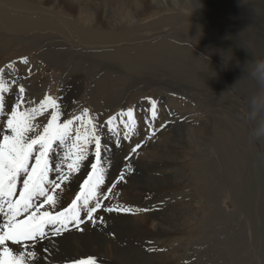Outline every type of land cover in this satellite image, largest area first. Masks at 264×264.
Segmentation results:
<instances>
[{
    "label": "rangeland",
    "instance_id": "1",
    "mask_svg": "<svg viewBox=\"0 0 264 264\" xmlns=\"http://www.w3.org/2000/svg\"><path fill=\"white\" fill-rule=\"evenodd\" d=\"M6 1L0 0V14L17 17L15 24L32 26L17 33L0 27V69L7 72L6 66L14 63L18 75L25 77L21 83L26 86V101L36 104L46 95L62 100L68 118L81 115L86 108L97 126L113 115L119 120L123 110H135L138 134L124 140L123 126L118 124L117 147L116 137L105 127L102 144L109 146L110 159L117 157L115 167L122 156L125 165L142 173V186L170 188L168 206L177 229L166 237V249L160 241L151 243L152 250L157 254L176 250L173 264H264V138L252 135L255 123L248 118L249 97L257 91L249 73L255 69L254 62L264 58V0H179L174 6L169 1L159 14L139 17L135 24L126 11L134 13V0H111L112 8L106 12L109 30L144 27L179 13L189 17L175 27L184 28L188 37L178 36L169 25L161 26V34L150 40L119 41L100 48L79 39L80 26L69 28L73 12L67 10V0H44L41 7L22 3V9L14 0ZM144 2L151 7L150 1ZM94 7L91 4L89 9ZM148 10L147 14L153 11ZM37 18L44 22L36 24ZM104 21L94 19L97 31L103 32ZM159 41L183 48L181 66L193 70L186 74L146 70L148 66L134 53L138 47ZM116 57L125 63L117 64ZM22 58L29 63H21ZM198 64L203 70L194 68ZM139 68H145L142 74ZM148 98L157 103L155 128L160 129L150 139L144 123ZM50 112L37 117V122L46 124ZM166 121L170 123L161 129ZM137 144L141 146L132 153ZM114 177L109 175V185Z\"/></svg>",
    "mask_w": 264,
    "mask_h": 264
},
{
    "label": "snow or ice",
    "instance_id": "2",
    "mask_svg": "<svg viewBox=\"0 0 264 264\" xmlns=\"http://www.w3.org/2000/svg\"><path fill=\"white\" fill-rule=\"evenodd\" d=\"M20 62L25 65L29 63L27 58H22ZM6 67L7 72L0 69V264H41V253L36 248L38 243L45 252H50L58 245L52 240L53 237L73 228L84 231L80 226L88 221L94 227L106 225L103 215L96 216L101 209L106 213L133 215L149 211L119 203L104 204L105 200L115 199L111 196L112 189L124 180L126 173L133 171L131 164L125 165L118 179L101 191L111 163L110 148L107 143L102 144V131L107 127L108 132L116 137L115 146L119 147V124L123 126V139L131 140L138 134L135 110H123L118 114L119 120L117 115H113L99 126L86 108L81 115L68 118L67 107L62 100L58 102L46 95L36 104L31 99L26 101V86L21 83L25 77L18 75L14 63ZM28 72L31 74L30 67ZM148 99L149 115L144 123L150 139L160 129L155 128L157 103ZM25 104L29 106L24 107ZM49 110L50 118L46 124L37 122V117ZM76 122L79 124L73 127ZM167 123L170 121L160 128L166 127ZM140 146L137 144L133 147L132 153H136ZM130 158L131 154L125 159ZM83 167H88L90 171L79 185L70 206L56 211L61 203L60 193L65 190L64 185ZM51 173L59 175L52 178ZM18 184L21 187L17 196ZM45 240L49 242L48 246L43 245ZM7 242L19 247L13 249ZM64 264L103 262L90 256L65 258Z\"/></svg>",
    "mask_w": 264,
    "mask_h": 264
},
{
    "label": "bare ground",
    "instance_id": "3",
    "mask_svg": "<svg viewBox=\"0 0 264 264\" xmlns=\"http://www.w3.org/2000/svg\"><path fill=\"white\" fill-rule=\"evenodd\" d=\"M1 1L2 3L7 4L6 0H1ZM110 1L111 0H104V1L67 0L66 1V4L70 6L67 10L73 12L71 18L68 19V24L70 25L69 28L75 29V27L77 26L81 27V29L77 32V36L82 42H86L90 46H94V47L97 46L100 48L103 46L116 44L119 41L126 42V41L150 40L154 36L161 34L160 31L161 28L167 26L169 27V25H173L175 27V25H177L178 23L181 24L182 21H184L187 17H189V16L184 17L183 14L177 13L172 16H169L166 19L163 17L160 20H152L149 24L145 25L144 27H142L141 24L131 25V26L129 25L131 28L128 30L123 28L119 31H112L109 30V25L107 24V19H106L107 10H109V8H112ZM118 1H121V3L123 2V0H118ZM148 1H150V6H151L149 8H147L146 6L147 3L145 4L144 0H134V8H135L134 13H132L131 10H126L128 19L134 20L133 21L134 24L136 21L139 20V17L145 16L146 18L148 16V18H151L155 14H159V11L163 10L165 5H167L169 1H172L173 3L172 6H174L179 0H148ZM44 2H45L44 0H29L28 2L26 0H14L12 3L16 4L15 5L16 7L17 5H19L18 8L22 9V5H21L22 3L25 6L30 5V6L41 7L43 6ZM91 4L95 5L94 7L95 10L89 9V6ZM150 8L153 11L147 14V12L149 11L148 9ZM60 11L57 13H60ZM95 12H97V15L94 14ZM93 15L95 16V18L93 17ZM61 17L65 18L63 17V15H61ZM96 17H99L100 20L101 19L105 20L104 22H102L104 23L103 32H99L100 30L99 31L96 30L97 25L94 22V19H96ZM18 20L19 19L17 17H11L5 14H0V23H1L0 27H4V30L8 33H17L20 32L21 29L26 28V26H31V25H23L21 23L15 24V22ZM34 22L38 24L44 22V20L37 18L35 19ZM42 28L48 29L49 26L43 25ZM175 28L178 36L182 34L184 37H188L186 36L187 31L184 28L182 27H175ZM158 43L159 44L155 43L156 45L152 44V45H143L141 47H138L137 48L138 50L135 51L134 53L135 54L134 57L138 61H142L143 64L148 66L146 67V70L150 68V73L157 72L162 74L165 71L173 72V73H179L180 71H182L184 74H186L188 73V71L191 72L193 70L192 66L191 67L184 66L185 68L181 66L180 59L182 57L180 54H182L184 50L183 48L177 47V45L166 43L163 41L162 42L159 41ZM110 51L118 52L116 49H110ZM104 60L105 58L101 59V61ZM114 61L117 62V64L119 65L125 63V61L122 62L117 57L114 59ZM194 63H196V61ZM194 68L197 71H198L197 68L203 70V68L200 65L199 67L196 66ZM139 70L140 73L142 74L145 68L144 69L139 68ZM206 71L214 73V71H211L208 68ZM188 135H190V133ZM116 158L113 157L112 159H110L111 163L109 165V171L106 176V183L105 186H102L101 191H105L107 186H109V184L107 183L109 175L111 174L115 176L114 179L111 181V183H113L118 179L119 177L118 175H120L122 171V169L120 170V168L125 166V163H123L122 161V156H120L118 158V163L120 165L115 167L114 164ZM159 161L162 162V159ZM166 162L170 163L171 161H166ZM86 163L87 162H85V164ZM112 168L114 169L111 171ZM88 171H90L88 167H83L79 174H75L74 178L71 179L66 185H64L65 190L62 193H60L61 203L57 205L55 209L56 211L63 210L64 207L70 206L72 200L75 197V194H77L79 185L82 183L83 179L86 178V174ZM57 175L59 174L58 173L50 174L52 178H55ZM141 176H142L141 172L131 171L129 173H126L124 176V180L116 184L115 187L116 189L114 191V193L116 194L115 199L105 200L104 204L109 205V204L119 203L125 206L132 207L134 209L135 208L149 209V211H142L139 212L138 214L133 215V214H124L119 212L106 213L103 211V209H101L96 213V216L99 217L100 215H103L105 217V220L107 221L106 225L98 224L94 227L92 226L91 221H88L87 223H84L80 226L81 228L84 229V231H78L73 228L71 231L53 237L52 240L58 242V245L57 247L53 248L50 252H45L43 250L42 245L38 243L36 245V248L40 250L41 253V257H42L41 264H53V262H55V264H64L65 258L80 259V258H88L90 256L96 257L98 261H102L103 264H173L174 256L175 258L177 257L176 250L174 253L170 248L166 253L157 254L155 250L154 251L152 250L154 249V246H152L151 244V243L153 244L160 243V241H162L164 243L161 246L162 248L166 249L169 243V242L165 243L169 239V238L167 239L166 237H170L171 234L176 232L175 229L177 228L173 223L175 222L174 212L171 205L168 206L169 205L168 203L171 202L170 188H168L169 186L162 188L161 186H158V184L157 186L149 185L147 187H144L142 186L143 179L141 178ZM136 180H138V183H136ZM20 187L21 185L18 184L17 196L19 195ZM198 192L200 198L202 197L204 198V196H202V189H200ZM197 204L202 207V202H200L199 200ZM200 209L201 208H199V210ZM82 218H83V214H82ZM108 233H111L113 235H109ZM7 243L13 249L19 247L18 245H12L11 242H7ZM48 244L49 242L47 240L43 241L44 246H48Z\"/></svg>",
    "mask_w": 264,
    "mask_h": 264
},
{
    "label": "clouds",
    "instance_id": "4",
    "mask_svg": "<svg viewBox=\"0 0 264 264\" xmlns=\"http://www.w3.org/2000/svg\"><path fill=\"white\" fill-rule=\"evenodd\" d=\"M254 64L255 69L249 73V77L255 81L257 91L249 97L248 118L255 123L252 135L264 138V58L256 60Z\"/></svg>",
    "mask_w": 264,
    "mask_h": 264
}]
</instances>
